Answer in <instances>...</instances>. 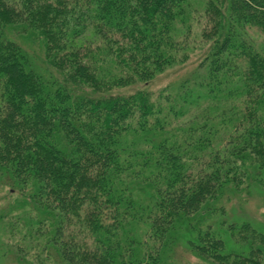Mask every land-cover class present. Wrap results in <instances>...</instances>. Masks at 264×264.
<instances>
[{"label":"trees","instance_id":"trees-1","mask_svg":"<svg viewBox=\"0 0 264 264\" xmlns=\"http://www.w3.org/2000/svg\"><path fill=\"white\" fill-rule=\"evenodd\" d=\"M195 34L194 71L151 90ZM253 185L264 0H0L7 261L264 264L263 233L217 219Z\"/></svg>","mask_w":264,"mask_h":264},{"label":"rangeland","instance_id":"rangeland-1","mask_svg":"<svg viewBox=\"0 0 264 264\" xmlns=\"http://www.w3.org/2000/svg\"><path fill=\"white\" fill-rule=\"evenodd\" d=\"M198 1L202 2L204 0ZM202 11L203 10L198 7L196 16H199L200 14L202 15ZM193 25L196 26L194 23ZM194 36L195 42L199 43L200 36L198 34H195ZM197 45L196 50L191 53L185 63L174 66L150 83L149 87L151 90L157 92L170 84L180 82L192 73L207 54L209 48L208 44L202 42ZM135 90V88L131 89V91ZM5 190L6 189L0 186V208L6 206V203L9 201V196L6 194ZM223 207L225 208L226 213L217 218L219 221H225L227 224H243L247 222L250 223L259 233L264 234V190L259 186L253 185L250 188L249 193L232 197L229 203ZM176 255L180 259H185L183 264H205L190 255L184 256L183 252L180 250L177 251ZM0 264L13 263H10L4 258V256H1L0 252Z\"/></svg>","mask_w":264,"mask_h":264}]
</instances>
